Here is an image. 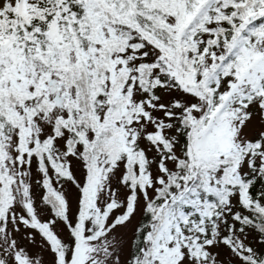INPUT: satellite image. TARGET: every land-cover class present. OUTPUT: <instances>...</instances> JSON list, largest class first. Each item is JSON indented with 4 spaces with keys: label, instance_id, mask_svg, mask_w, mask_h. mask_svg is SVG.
I'll use <instances>...</instances> for the list:
<instances>
[{
    "label": "snow or ice",
    "instance_id": "1",
    "mask_svg": "<svg viewBox=\"0 0 264 264\" xmlns=\"http://www.w3.org/2000/svg\"><path fill=\"white\" fill-rule=\"evenodd\" d=\"M0 264H264V0H0Z\"/></svg>",
    "mask_w": 264,
    "mask_h": 264
}]
</instances>
